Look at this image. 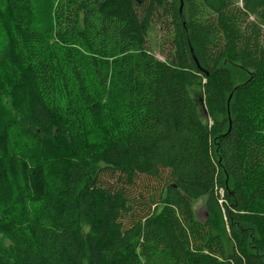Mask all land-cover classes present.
Wrapping results in <instances>:
<instances>
[{
    "label": "trees",
    "instance_id": "16d2710c",
    "mask_svg": "<svg viewBox=\"0 0 264 264\" xmlns=\"http://www.w3.org/2000/svg\"><path fill=\"white\" fill-rule=\"evenodd\" d=\"M36 9L0 0V264H264V0Z\"/></svg>",
    "mask_w": 264,
    "mask_h": 264
},
{
    "label": "rangeland",
    "instance_id": "374dc122",
    "mask_svg": "<svg viewBox=\"0 0 264 264\" xmlns=\"http://www.w3.org/2000/svg\"><path fill=\"white\" fill-rule=\"evenodd\" d=\"M36 5L35 10V17L42 23L41 19H39V11L40 9H48L49 4L54 0H33ZM185 0H181L182 6L184 4ZM180 7V2H179ZM45 13V10H44ZM48 14H42V18H46ZM150 39L152 41V45L154 46V52L159 57L162 58V56L159 54L158 50L160 47L161 42H163V33L161 27H155L154 31H151ZM191 93L193 95L194 100L196 101L199 110L201 112V116L203 118H206V114L203 112L201 106H202V92L199 88H192ZM120 117V115L110 110L106 114H104L99 120L96 122H89L85 126V135H83L84 139L86 140L88 146L90 149H94L95 144L98 142V140L103 136L104 133H106L111 126H113L117 120V118ZM29 183L30 186L33 187V189L37 188V184L35 181V177L33 173L29 174ZM7 201V190L4 186V178L0 175V204H6ZM193 210L195 213V216L197 220L204 221L207 218V212L205 210V197H201L198 200L194 201L192 203ZM84 230L87 229V225L83 223ZM226 232L228 233L229 228L228 226L225 227ZM259 238V235H257Z\"/></svg>",
    "mask_w": 264,
    "mask_h": 264
},
{
    "label": "water",
    "instance_id": "95a60500",
    "mask_svg": "<svg viewBox=\"0 0 264 264\" xmlns=\"http://www.w3.org/2000/svg\"><path fill=\"white\" fill-rule=\"evenodd\" d=\"M179 2H180L179 12L181 13V6H182L181 0H179ZM181 18H182V21H183V17L182 16H181ZM191 54L193 56V52L192 51H191Z\"/></svg>",
    "mask_w": 264,
    "mask_h": 264
}]
</instances>
